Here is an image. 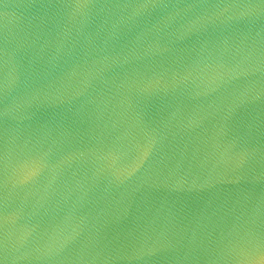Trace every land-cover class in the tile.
Listing matches in <instances>:
<instances>
[{"label": "water", "instance_id": "water-1", "mask_svg": "<svg viewBox=\"0 0 264 264\" xmlns=\"http://www.w3.org/2000/svg\"><path fill=\"white\" fill-rule=\"evenodd\" d=\"M0 264H264V0H0Z\"/></svg>", "mask_w": 264, "mask_h": 264}]
</instances>
